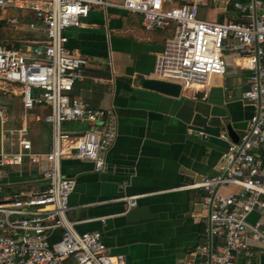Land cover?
<instances>
[{
	"label": "built area",
	"instance_id": "built-area-1",
	"mask_svg": "<svg viewBox=\"0 0 264 264\" xmlns=\"http://www.w3.org/2000/svg\"><path fill=\"white\" fill-rule=\"evenodd\" d=\"M217 0H0V12L28 11L35 21L29 28L39 36L4 42L0 38V167L46 164L47 183L40 192L13 193L0 184V264H121L104 244L101 232L79 233L69 219L70 197L76 180L62 173V161L75 158L94 164L96 172L107 168V156L118 136L113 109L90 107L70 93L84 77L88 60L67 47L66 34L82 26L96 7H118L142 17L152 32L174 26L155 61L157 79L181 85L182 90L206 86L212 76H226V51L237 53L239 66L250 72L245 104L255 113L246 130L222 156L220 174L202 179L190 189L206 195L202 206L209 215L208 241L189 254L183 264H237L245 258L253 264L251 244L264 246V223L249 217L264 215V1L220 0L223 7L239 12L238 20L206 21L200 8ZM9 22H19L18 18ZM21 89L25 111L46 106L44 121L51 126L52 143L46 153L35 152L28 127L9 129L10 108L1 94ZM77 123L80 129L66 130ZM9 145L7 150L6 146ZM137 197L126 198L129 210ZM105 222V219H101ZM60 238L53 240L55 232Z\"/></svg>",
	"mask_w": 264,
	"mask_h": 264
},
{
	"label": "crops",
	"instance_id": "crops-1",
	"mask_svg": "<svg viewBox=\"0 0 264 264\" xmlns=\"http://www.w3.org/2000/svg\"><path fill=\"white\" fill-rule=\"evenodd\" d=\"M201 9L206 21L240 17L220 0ZM173 32L174 26L149 32L139 14L118 7L94 9L81 27L66 32L67 47L88 60L70 97L93 108L113 109L118 118V136L103 172H96L92 162L62 161V173L77 182L68 215L79 233L101 232L121 264H183L208 241L209 213L202 206L206 193L188 186L220 174L222 156L230 146L221 139L222 134L229 136L227 123L239 137L255 113L243 100L250 72L238 65L237 53H226V76H212L206 86L182 90L179 97L144 88L145 78H155L156 58ZM228 83L242 86L241 98L233 89L227 99ZM20 92L15 87L1 94L13 116V129L28 127L34 151L46 153L52 143L51 126L44 121L49 108L25 111ZM80 128L77 123L64 125L69 131ZM45 168V163L28 162L0 167V184L13 193L40 192L47 186ZM130 197L138 198L136 207L149 209V217L128 219L132 209L125 199ZM260 219L264 223V215L255 212L249 222ZM59 238L57 231L53 240ZM251 246L253 264H264V246ZM237 264H246V259L239 258Z\"/></svg>",
	"mask_w": 264,
	"mask_h": 264
},
{
	"label": "rangeland",
	"instance_id": "rangeland-1",
	"mask_svg": "<svg viewBox=\"0 0 264 264\" xmlns=\"http://www.w3.org/2000/svg\"><path fill=\"white\" fill-rule=\"evenodd\" d=\"M95 9L98 10H105L100 7H96ZM205 9H201L199 17L202 19L205 16ZM33 14L29 13L28 11L17 10L14 8L7 9L5 11L0 12V23L5 21L4 24L1 26L0 35H2V41L4 42H15V44L19 43L22 44L23 41H28L33 39L37 33L28 31L30 21H35L37 24L40 25V22L37 20H33ZM18 18L19 22H9V19ZM85 19L82 20V22ZM172 32V30L170 29ZM172 34V33H171ZM228 54L229 51H226ZM2 98V97H1ZM15 114V112H13ZM11 115V113H10ZM14 119L10 117V121L8 124L9 129H13ZM65 125V124H64ZM7 150L9 149V145L6 146ZM27 163V161L25 162Z\"/></svg>",
	"mask_w": 264,
	"mask_h": 264
},
{
	"label": "water",
	"instance_id": "water-1",
	"mask_svg": "<svg viewBox=\"0 0 264 264\" xmlns=\"http://www.w3.org/2000/svg\"><path fill=\"white\" fill-rule=\"evenodd\" d=\"M123 2V1H122ZM230 81H232L230 79ZM143 87L146 89L154 90L157 91L163 95L171 96V97H179L182 92V87L181 85L173 82H168L164 80H160L157 78H145L143 80ZM236 89L237 93L240 95V98L242 96L243 90L242 86L239 87V85H234V84H227L226 85V96L227 99H229V93L231 90ZM227 131L229 133L230 138L234 142H238L239 138L237 134L234 132L233 128L229 123H227ZM77 185V182H76ZM76 189V188H75ZM75 192V191H74ZM149 209L146 206H141V207H136L133 208L129 214L128 219L132 221H136L139 219L147 218L149 217Z\"/></svg>",
	"mask_w": 264,
	"mask_h": 264
},
{
	"label": "trees",
	"instance_id": "trees-1",
	"mask_svg": "<svg viewBox=\"0 0 264 264\" xmlns=\"http://www.w3.org/2000/svg\"><path fill=\"white\" fill-rule=\"evenodd\" d=\"M33 18H34V17H33ZM33 20H35V18H34ZM4 22H5V21H3V22L0 23V29H1V26L4 24ZM30 22H33V21H30ZM172 26H173V25H172ZM28 29H29L28 31H30V32L37 33L36 36L33 37V38H36V37L39 36L38 32H36L35 30H31L30 28H28ZM0 38L2 39V35H0ZM17 46H20V44H17Z\"/></svg>",
	"mask_w": 264,
	"mask_h": 264
},
{
	"label": "bare ground",
	"instance_id": "bare-ground-1",
	"mask_svg": "<svg viewBox=\"0 0 264 264\" xmlns=\"http://www.w3.org/2000/svg\"><path fill=\"white\" fill-rule=\"evenodd\" d=\"M196 87H198V88H202L203 86H194V89H196Z\"/></svg>",
	"mask_w": 264,
	"mask_h": 264
}]
</instances>
